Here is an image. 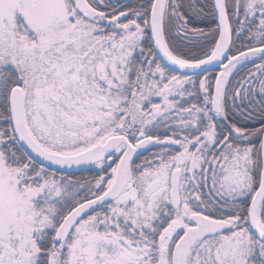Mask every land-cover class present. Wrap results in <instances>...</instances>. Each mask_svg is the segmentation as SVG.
I'll return each mask as SVG.
<instances>
[{"label": "snow or ice", "instance_id": "1", "mask_svg": "<svg viewBox=\"0 0 264 264\" xmlns=\"http://www.w3.org/2000/svg\"><path fill=\"white\" fill-rule=\"evenodd\" d=\"M0 264H264V0H0Z\"/></svg>", "mask_w": 264, "mask_h": 264}]
</instances>
